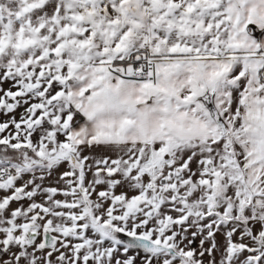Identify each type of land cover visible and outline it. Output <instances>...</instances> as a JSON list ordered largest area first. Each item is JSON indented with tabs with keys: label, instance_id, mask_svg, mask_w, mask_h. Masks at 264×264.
I'll use <instances>...</instances> for the list:
<instances>
[{
	"label": "snow or ice",
	"instance_id": "snow-or-ice-1",
	"mask_svg": "<svg viewBox=\"0 0 264 264\" xmlns=\"http://www.w3.org/2000/svg\"><path fill=\"white\" fill-rule=\"evenodd\" d=\"M0 264H264V0H0Z\"/></svg>",
	"mask_w": 264,
	"mask_h": 264
},
{
	"label": "rangeland",
	"instance_id": "rangeland-1",
	"mask_svg": "<svg viewBox=\"0 0 264 264\" xmlns=\"http://www.w3.org/2000/svg\"><path fill=\"white\" fill-rule=\"evenodd\" d=\"M4 87H5V88H7V87H8V85H4Z\"/></svg>",
	"mask_w": 264,
	"mask_h": 264
}]
</instances>
